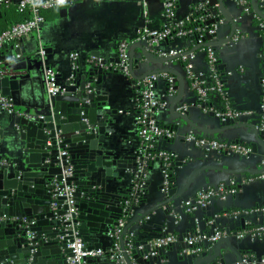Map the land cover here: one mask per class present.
Returning <instances> with one entry per match:
<instances>
[{
	"label": "water",
	"instance_id": "obj_1",
	"mask_svg": "<svg viewBox=\"0 0 264 264\" xmlns=\"http://www.w3.org/2000/svg\"><path fill=\"white\" fill-rule=\"evenodd\" d=\"M250 1L253 12L264 21V13L254 0ZM225 8L224 0H218V12L230 25L229 37L223 41L205 43L203 48L227 45L235 34L236 24L225 13ZM135 49H139L150 64H166L180 58L149 57L143 47L136 44L129 50V71L133 79ZM197 49H192L191 52ZM23 63V67H26L25 62ZM15 65L12 69H15ZM98 70L92 67L86 76L64 84H61L58 74L63 92L49 96L44 91L40 101L30 106L35 112L29 109L20 112L17 109L20 105L17 92L23 80L10 77L0 79V93L12 100L17 111L10 114L0 110L4 113L3 120H6V134L13 141L11 149L9 148L10 158L4 157L9 164L0 168V217H5L0 222V264H67L66 259L71 255L70 245L74 239L80 238L88 250L102 249L109 244L107 236L125 214L123 207L132 191L130 180L144 158L138 151L130 154L125 149L114 146L111 131L117 125V121L112 118L116 115V110L111 109V100L101 87L103 78ZM160 73L173 74L179 80L178 94L168 108L172 118L184 121L192 131L196 130L207 136L246 126L256 141L251 146L252 151L257 153V145L264 151V132L256 125H235L236 121L221 123L214 116L219 127L209 130L191 122L187 115L175 113L174 107L184 95V80L179 73L168 69L148 74ZM2 125L0 122V126ZM2 133L1 130L0 135ZM3 146L8 148L6 144ZM61 152L66 154L62 155ZM171 165L178 166L187 173L184 184L181 187H171L161 202L147 209L140 206L142 209L138 216H135L140 208L138 204L128 209L129 217L134 218L127 222L120 236V248L126 264L143 262L139 252L133 250L128 255L124 248L123 238L131 227L149 219L159 209L169 215L198 174L208 170L230 175H259L264 172V165L257 172L240 167L225 169L221 165ZM68 167H71V174L63 182L62 174ZM124 178L129 180L126 189L122 187ZM70 185L75 187V192L71 195L74 203V211L71 213L66 198L53 199L57 191ZM52 203L58 205L54 210L51 208ZM257 215L264 216V213L258 212ZM143 227L150 228L146 224ZM28 234L33 235L32 241L28 240ZM138 244L142 243H136L135 246ZM223 245L235 256L237 264H242V254L236 249L234 241L228 238L221 239L212 247L211 256H189L185 260L189 264H214L217 261L219 264H226L225 259L220 258ZM88 264L114 263L108 259H90Z\"/></svg>",
	"mask_w": 264,
	"mask_h": 264
},
{
	"label": "crops",
	"instance_id": "obj_2",
	"mask_svg": "<svg viewBox=\"0 0 264 264\" xmlns=\"http://www.w3.org/2000/svg\"><path fill=\"white\" fill-rule=\"evenodd\" d=\"M12 1L16 3L17 0ZM138 1L140 0H122L119 2L102 0L101 2L104 3L103 10L87 12L84 10L87 3L79 0L70 6L51 12L48 16L49 19L45 20L38 33L32 34L19 42L21 53L29 58L16 63L15 69L13 68L14 73L11 79L23 80L17 92L20 104L17 109L20 112H25L26 109L35 112L30 106H34L40 101L44 94L42 85L44 66L41 59L36 55L39 48L43 47L47 53L44 64L53 68L60 75L61 84L70 81L69 77L72 73L73 78L71 81H74L81 76H86L92 67L100 70L98 72L100 73V77L103 78L101 87L111 100V109L116 110V115L112 116V118L117 121V125L111 131L114 146L125 149L130 154L139 151L140 141L137 136V119L141 87H139L138 83L145 71L144 68L133 69L135 77L133 79V77L126 78L122 73L113 69L117 61V45L119 41H136L138 38V30L142 25L143 13L140 6H135V2ZM202 1L204 0H177L176 18H183L187 13L191 12L196 4ZM224 3L227 4L226 8L229 11L236 13L232 0H224ZM148 8L150 12L149 20L147 21L148 26L156 27L160 24L158 20L159 1L148 0ZM138 10L141 14L137 15L136 12ZM262 12L264 13V9H262ZM238 24L239 26L243 25V32L238 34L240 36L238 42L232 48L225 45L216 48L218 53L216 72L224 90V95L222 96L226 99L228 107L236 111L248 112L252 115L250 118L242 116L236 119L235 125H257L259 118L256 114L260 103L261 61L259 59V50L261 47V34H259L254 24L248 25L243 21L242 24L239 22ZM218 35V38H223L225 36L224 30L220 31ZM185 49H187V46ZM195 52H199V50ZM76 53L79 55V58L76 70H73L71 55ZM13 54V49L7 46L6 53L0 54V59L6 60ZM95 55H98V57H95ZM133 55L135 59L143 58L142 52L139 49H135ZM98 60H103L105 65L100 66ZM23 62H25L26 67H23ZM150 67L153 71L168 69L179 74L181 72L178 60L166 64H150ZM195 68L198 71L210 73L201 55H197ZM156 93L161 98L165 97L166 87L163 83L158 82L156 84ZM220 96L213 95L209 97L207 103L208 114L202 112L197 106H192L187 115L190 121L205 129H217L219 127L218 120L210 112L216 109V105H219V108L221 107ZM195 100V94L184 89V95L179 103L190 104ZM4 118V113L0 111V122L3 124L0 126V131L2 130L3 132L0 135V155L8 159L10 158L9 148L11 149L10 145L13 141L6 134L4 124L6 120L4 121ZM155 118L160 125L173 127L178 125L177 133L180 135L191 131V128L184 121L172 118L169 115L168 109L157 112ZM193 131L199 133L196 130ZM208 137L234 140L249 147L256 143L246 126L232 128L220 134L208 135ZM4 144L7 145V149L3 146ZM158 148L177 153L180 157L178 161L174 162L177 164H183L187 161V163L193 162V164L196 163L199 166L221 165L225 169L240 167L257 172L260 170L261 161H264V151L258 145L256 146L257 153L254 152V155L247 160H238L229 155H217L214 152L202 151L191 145H187L180 136L160 141L159 144H156V149ZM172 167L174 174L173 186L181 187L187 178V173L185 174L182 168L178 166L174 165ZM248 175L250 174L230 175L215 170L204 171L194 178L182 196V199L191 197L201 188L216 186L220 183L234 180L237 183V190L229 197L225 205L233 206L236 209L264 207V182L259 180L246 181L245 179ZM128 182L127 178L122 179L123 189H126ZM161 183L160 166L158 162L154 161L146 169V180L143 189L145 193L144 199L137 206H143L142 208L147 209L151 205L153 206L161 202L164 199V195L160 192ZM225 205L219 200H214L206 212L201 211L192 215H182L177 226L174 225L171 215H166L162 209H159L148 220L133 225L129 231L141 243L150 240L165 230H175L179 236L183 237L190 235L198 228L203 229L206 219L210 215L218 214L221 216V210ZM141 207L138 208V212H135V216L140 215ZM133 218L129 217L128 222L131 219L133 220ZM255 218L256 222L264 220V216L255 215ZM243 222V218H239L230 226L233 230H238L239 227L243 228ZM144 224L150 228L143 227ZM232 240L240 254L243 251H249V249L252 250L251 252L254 255H261L264 252V240L255 244H251L249 239H245L240 243L236 239ZM221 255L220 258H224L226 264L237 263L235 256L225 245L222 246ZM216 263L219 262L217 261ZM148 264L189 263L174 249L170 253L162 255L156 262L149 261Z\"/></svg>",
	"mask_w": 264,
	"mask_h": 264
},
{
	"label": "built area",
	"instance_id": "obj_3",
	"mask_svg": "<svg viewBox=\"0 0 264 264\" xmlns=\"http://www.w3.org/2000/svg\"><path fill=\"white\" fill-rule=\"evenodd\" d=\"M77 0H17L16 4L20 12L29 11L31 19L12 26L7 31L0 34V49L3 47H11L14 54L6 60L0 59V79L4 77H12L14 70L12 66L24 59L29 58L21 53L19 42L41 30L42 25L45 23V18L41 14V11H49L54 9H60L66 6H70ZM159 1V13L158 20L160 22L156 27L148 26L149 20V8L148 0H140L135 2V6H140L143 10L142 13V25L138 30V38L136 41L121 40L117 45V61L113 66L115 71H119L126 78L131 77L129 71V50L134 45H140L143 47L149 57H155L158 59H165L170 57L179 56L178 63L181 66L180 75L182 76L185 84V89L190 93L195 94L196 100L193 103L177 104L174 107V111L177 114L188 115V112L192 106H197L205 114L207 112V103L210 96L224 95V90L220 84V78L213 73L216 69L218 61V53L216 48L218 47H206L199 50V52H191L192 49H196L205 43H213L223 41L230 35L229 23L220 16L218 12V0H204L193 7L190 13H187L183 18H176L175 11L177 0H158ZM255 4L262 11L264 9V0H254ZM10 2V0H0V10L3 5ZM227 5V4H225ZM232 5L236 8V13L229 11L225 8V13L230 16L236 24V32L231 38L230 42L225 45L232 48V46L238 42L240 36L239 33L243 32V25L239 26L238 22L242 24H254L259 34H261V47L259 50V59L261 61V74H260V103L257 112L259 122L257 128L264 132V23L260 21V18L253 12L250 0H232ZM227 7V6H226ZM196 16V17H195ZM239 20V21H237ZM255 21H257L255 23ZM192 26L191 30L187 29V26ZM224 30L225 36L218 38L215 37L220 31ZM193 34L196 38L195 44L187 43V35ZM187 46V49L185 47ZM224 46V45H223ZM199 53V54H198ZM46 50L40 47L36 55L41 59L43 63V87L44 91L49 96H55L63 92L61 85L58 81V74L53 68L44 64L46 58ZM197 55L203 56L206 65L210 73H204L198 71L195 68V61ZM79 55H71L72 69L76 70V64ZM140 58V57H139ZM100 66L105 65L103 60H98ZM111 68V67H110ZM144 68V74L152 73L150 63L144 58L135 59L133 69ZM112 69V68H111ZM143 74V75H144ZM138 85L141 87L139 93V106H138V130L137 136L140 141V149L138 154L144 158L139 169L131 179L132 191L130 199H134L135 196L143 191L146 180V161H156L159 163L160 171L162 175V183L160 185V192L163 195H167L170 191L169 187V174L167 168L172 163L180 159L179 155L172 151L156 149V144L159 141L174 139L180 136L187 145H191L206 152H214L217 155H229L237 157L239 159H250L254 152L251 147L234 140H225L222 138H210L202 133H196L189 131L184 134H178L173 126H164L157 123L155 114L163 109H168L172 101L176 98L179 90L178 79L168 73L160 74H148L143 76ZM73 78V73L70 75L69 80ZM161 82L166 87V94L164 98H161L156 93V84ZM218 104V103H217ZM215 110L210 113L220 120L221 123L226 121H235L236 119L244 116L250 118L252 115L248 112L236 111L230 107L226 111H222L219 105L215 106ZM0 110L7 113H17L15 106L10 98L3 96L0 93ZM155 151V152H154ZM65 155L66 152H61ZM183 161V160H182ZM183 163V162H182ZM9 162L0 155V168L8 166ZM192 164L190 163H183ZM196 164V163H195ZM264 165V161H261L260 168ZM71 174V167L66 168L62 174V181ZM259 181L264 182V172L257 175ZM251 181V180H248ZM233 186H237L236 181L229 180L224 183H220L216 186H209L201 188L195 192L189 198L182 199L174 206L169 215L173 217L174 225L177 226L182 215L195 214L201 211L206 212L209 210L214 200H219L223 205L227 204L229 197L235 192ZM75 192L73 185L66 186L63 190H59L53 196V199L59 197L66 198V204L69 206V212H73V200L72 193ZM129 203L127 200L123 207V212L129 215ZM57 203H52L51 208L54 210L57 207ZM262 209L247 210L238 209L229 213L231 209L230 205H225L221 210V216L218 214L210 215L206 219V224L203 229H196L190 235L183 237L179 236L175 230L159 233L152 237L150 240L141 243L134 238V234L130 231L123 238V245L128 255L136 250L141 254L142 263L148 264L149 261L158 260L162 255L170 253L171 250H176L178 254L187 258L189 256L200 257L203 254L211 256L212 247L221 239H236L245 240L249 239L251 244L261 242L264 240V220L256 222L255 215L258 212L264 213V207ZM243 218V231L237 232L231 228V224ZM5 217H0L2 222ZM148 219V218H147ZM146 219V220H147ZM250 222L257 225L254 229L244 228L250 224ZM127 224L120 217L118 225L107 236L109 244L98 250H88L85 244L80 238L74 239L70 245L72 250L71 255L66 259L67 264H88L90 259L103 260L108 259L114 264H126L120 248V236L122 229ZM76 235V234H75ZM28 240L32 241L33 235L28 234ZM132 262L134 259L129 256ZM242 264H264V252L261 255L246 256L242 255ZM136 264V263H133ZM237 264V263H236Z\"/></svg>",
	"mask_w": 264,
	"mask_h": 264
},
{
	"label": "trees",
	"instance_id": "obj_4",
	"mask_svg": "<svg viewBox=\"0 0 264 264\" xmlns=\"http://www.w3.org/2000/svg\"><path fill=\"white\" fill-rule=\"evenodd\" d=\"M56 9L54 10H49V11H41V14L44 16L45 20L46 19H49L48 16L51 12L55 11ZM176 12V11H175ZM196 17V16H195ZM31 19V14L29 13V11H23V12H20L19 9H18V5L13 2L12 0H10V2H8L7 4L3 5L1 10H0V34L7 31L8 29H10L12 26L14 25H17V24H20V23H24L28 20ZM261 22L264 23V21L262 19H260ZM257 21H255L256 23ZM193 26V25H192ZM192 26H187V29L191 30L193 27ZM185 42H189V43H192V44H195V41H196V38L193 34H189L186 36V39H184ZM203 47L200 46L198 47V50H201ZM6 50H7V46L6 47H3L2 49H0V54H5L6 53ZM213 73L215 75H217V72H216V69L213 70ZM220 109L222 111H226L227 108H228V105H227V101L225 98H223V96L221 95L220 96ZM150 163H152V161H149L147 160L146 161V167H148L150 165ZM167 173L169 174V187H173V181H174V174H173V167L172 165L168 166L167 168ZM246 181L248 180H251V181H256L258 180L257 179V175H248L245 179ZM233 189L236 191L237 190V187L236 186H233ZM144 190L141 191L140 193H138L134 199H129L130 200V203H129V207L132 206V205H137V204H140L141 201L143 200L144 198ZM251 210L255 211L256 209H262V208H259V207H252L250 208ZM250 209H247V210H250ZM238 209H236L235 207H231V209L228 211L229 213L231 212H234ZM121 218L124 220V222H128L129 220V215L127 214H123L121 216ZM255 223L253 222H250L249 225H247L245 229H254L257 227V225H254ZM237 232H240V231H243V228L239 227L238 230H235ZM242 255H246V256H252L253 257V253L251 251H243L242 252ZM214 264H219V263H216L214 262Z\"/></svg>",
	"mask_w": 264,
	"mask_h": 264
},
{
	"label": "rangeland",
	"instance_id": "obj_5",
	"mask_svg": "<svg viewBox=\"0 0 264 264\" xmlns=\"http://www.w3.org/2000/svg\"><path fill=\"white\" fill-rule=\"evenodd\" d=\"M101 1L102 0H83V2L87 3V6L84 7V10H86L87 12H98L99 10H103L102 8L104 3ZM139 13L140 11L138 10L136 14L138 15Z\"/></svg>",
	"mask_w": 264,
	"mask_h": 264
}]
</instances>
